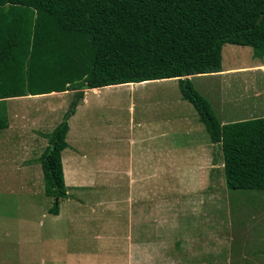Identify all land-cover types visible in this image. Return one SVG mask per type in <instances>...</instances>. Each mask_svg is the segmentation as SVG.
<instances>
[{
  "label": "rangeland",
  "instance_id": "374dc122",
  "mask_svg": "<svg viewBox=\"0 0 264 264\" xmlns=\"http://www.w3.org/2000/svg\"><path fill=\"white\" fill-rule=\"evenodd\" d=\"M221 67L223 71L218 75L188 76L194 88L207 99L219 122L264 116V56L260 59L253 58L249 46L224 44L221 48ZM145 83L134 87H106L98 94L87 90L89 99H92L88 104L91 112H74L68 125L71 121L79 124L82 119L87 120L85 115H89L90 127L94 128V135H97V132L104 134L109 130L121 133L131 123L134 132H138L141 128L144 129L143 126L139 127L144 123L154 129L152 132L155 135L162 133L163 141L166 142L164 147L169 154L158 156L152 150L146 153L140 144L131 150L129 144L111 139L106 143L88 141L83 150L89 154L90 148H93L94 156L104 162L115 158L119 165L127 162L130 156L133 167H137L140 173L143 174L144 164L151 173L156 167L157 157L163 159L162 164H167L175 162L174 154L184 155L191 149L195 141L192 136L195 133L197 145L203 147L206 156L202 163L203 169L190 179L181 176L186 171H180L181 175L178 173L174 177L165 176L161 171H158L159 176L154 174L149 178L144 177L152 189L146 194L133 193L135 198L139 196L142 199V204L133 202L127 209L129 217L125 224H122L126 218L123 208L125 202L120 201L115 205H104L100 202L97 205L98 215L93 216L92 212L89 215L82 214L79 222L62 230L63 238L56 237L52 240L54 248L49 257L34 256L26 247L4 243L1 233L4 229L11 228L0 225V262L4 261V254H7L8 257L5 258H10L11 261L4 264H44V259L51 261V264H72L73 260L76 261L73 264H264V190L226 188L219 144L209 141L194 109L180 97L176 79ZM73 92L74 90L68 89L64 93L0 101V111L4 113L7 128L10 130L8 133L15 132L17 137L26 131L25 134L46 141L43 135L60 121ZM127 106L131 107L130 111ZM28 107L32 108L27 112ZM24 109L26 113L22 116ZM14 110H19L20 113L15 114ZM136 123L139 125L136 126ZM87 128L89 129V125ZM67 135L68 133L65 137ZM157 141L155 143L160 146ZM38 145L35 144V147ZM42 148L43 146L39 152ZM114 148L115 152L112 151ZM1 154L3 156L0 160L4 164L0 165V214L8 212L10 217L20 219L32 213L34 206L26 209L25 206L15 203L12 195L14 192L6 189L13 187L15 190L17 184L29 182L33 177L25 171L24 180L23 175L20 179L14 170L7 169L5 165L12 162L13 155L10 156L7 152ZM37 154L36 152L35 155ZM164 158L167 163H164ZM141 176L144 175L136 177ZM126 178H112L119 180L122 186L119 193L112 192L110 197L116 198L125 193ZM39 181L33 184L41 185L42 189V179ZM158 182L163 187L159 190L153 189ZM91 183L93 184L92 181ZM92 191L93 187L81 192V199L70 196V201L78 202L81 211L82 200L85 206H96L92 200ZM103 198L101 196L100 200ZM66 213L74 214L71 211ZM26 230L21 228L19 234L14 232L13 235L26 238Z\"/></svg>",
  "mask_w": 264,
  "mask_h": 264
},
{
  "label": "trees",
  "instance_id": "16d2710c",
  "mask_svg": "<svg viewBox=\"0 0 264 264\" xmlns=\"http://www.w3.org/2000/svg\"><path fill=\"white\" fill-rule=\"evenodd\" d=\"M224 44L264 56V0H0V101L74 90L38 157L48 212L66 195L60 152L83 90L170 78L219 144L225 187L264 190V116L221 123L188 78L221 71Z\"/></svg>",
  "mask_w": 264,
  "mask_h": 264
},
{
  "label": "crops",
  "instance_id": "0c3cea01",
  "mask_svg": "<svg viewBox=\"0 0 264 264\" xmlns=\"http://www.w3.org/2000/svg\"><path fill=\"white\" fill-rule=\"evenodd\" d=\"M254 58V57H253ZM259 59V58H258ZM221 71H223L221 67ZM219 71L217 73H212L214 75L221 74L222 72ZM149 83L152 81H144L139 83H125V84H115V85H108L103 87H95V88H87L83 90V94L81 99L77 102L74 112L77 114L78 112H81L83 114L91 112L90 101L92 99H89L88 91L94 92L95 94H98L103 89L112 88L113 86H130L134 87L135 85H142L143 83ZM156 82V81H155ZM146 84V83H145ZM66 91V90H65ZM65 91H62L64 93ZM48 94H57V92L47 93V94H38V95H24L19 97H12V98H29V97H38V96H44ZM110 98L114 99L115 96H110ZM10 98H7L5 100H8ZM4 101V100H3ZM88 105V107H86ZM28 107L27 112L29 111ZM81 108V111H79ZM87 108V109H86ZM90 108V110H89ZM193 108V107H192ZM26 109L23 110L22 116H25L24 113H26ZM127 109L130 111L131 107L127 106ZM15 114H19V110L13 111ZM74 112L69 116L68 118V124L70 118L74 115ZM85 112V113H84ZM196 113V112H195ZM17 116V115H16ZM89 115H85L86 119H82L81 123L77 124V121H71L70 125H68L67 130V137H65V140L67 142V147L61 150L60 152V159H61V170L63 175V182L65 186V196L62 198H58V212L56 214H52L48 212V209L51 207V201H53V197L46 196L43 191V183H42V189H40L41 185L39 184H33V182H40L39 180L42 179V173L40 168V163L37 161V158L45 148L47 141L43 140L41 141L39 138H36L35 136H30L26 133V131H23L19 136L16 137L15 132L13 135H9L11 133H8L10 130L7 128L0 129V152H7V154L10 156L13 155L12 162H8L6 165L7 169L14 170L15 175H18L21 179V176L26 171L28 172L33 179H31L29 182L23 181L21 184L16 185V189L14 190L13 187H7L8 192H14L12 195L14 196V202L18 203L22 206H25L27 209L28 207L34 206V210L32 213H29L27 215H24L19 219V217H10V213L8 212H1V220L0 225L4 227H10L11 229H4L2 231L4 243H7L11 246L16 247H26V249L31 251L34 256L38 255H44L45 257H49L50 251L54 248L52 245V240L56 237H62V231L65 229V227H71L73 223L79 222L81 217H83L82 214L89 215L91 213L93 216L98 215L97 208L102 202L104 205H115L118 204V202L122 201L125 202V209L124 215L126 218L122 221V224H125L129 214L127 209L130 208L133 204V202H140L139 204H142V199L135 198V194H143L147 193V191H151L152 187L149 188L148 183L146 182V179L144 177L149 178V176L156 174L158 175V171H161L168 176H173L180 173V171H186L184 175H180L183 177H188L189 179L192 177L194 178V175L200 172L203 169L202 163H204L203 160L206 159L205 152L203 151V147H199L197 145V140L195 137V133H193V141L195 138V141L192 143V148L188 149L186 153L182 156L178 154H174L175 162L169 163L166 161L167 159L164 158L165 162L167 164H162L161 160L162 158L156 159V167L153 168V171L151 173L148 172V168L146 164H144L143 167V174L140 173V170L133 167V164L131 163V157L129 156L128 161L123 163L122 165H119L117 159H111L107 162H104L103 159L98 158L97 156L93 155V148H90L89 154L86 153L85 150H83V147L86 143H89L88 141H94L97 143H106L109 142L108 140L111 139L113 141L122 142L129 144L131 147V150L134 149V147H137V144H140V147L144 149L146 153L149 152V150H152L154 152H157L158 156H166L169 154V151L164 147L166 145V142L163 141V137L161 136L162 133H160L158 136L152 132L151 127L147 126L146 124H140L141 131L134 132V126L132 123L129 125L128 128L121 131V133H115L114 131L109 130L108 133L101 134L97 132V135H94V128L90 127L88 118ZM23 120V119H22ZM86 120V121H85ZM85 121V122H84ZM198 122H200L198 120ZM89 125V129L87 128ZM139 124L136 123V126ZM187 129H189L187 127ZM193 130V128H192ZM154 131V129H153ZM191 131V130H190ZM192 133V131H191ZM98 135H103L102 137H97ZM9 137V138H7ZM70 140H68V139ZM157 138H160L159 141H157ZM8 139V141H7ZM160 142V146H158L155 142ZM44 142V143H43ZM5 143V144H4ZM8 143V146H7ZM4 144V146H2ZM35 144H43V148L40 150V145L35 147ZM113 145V144H112ZM149 145V147H148ZM40 146V147H39ZM197 146L196 148H194ZM85 148V147H84ZM142 150V149H141ZM115 152V148L112 150ZM38 153L35 155V153ZM0 153V157L3 156V154ZM171 156V155H170ZM186 156L190 158H186ZM179 157V159L177 158ZM193 157V158H192ZM36 158V159H35ZM144 162H146L144 160ZM4 164L3 161L0 160V165ZM159 165V166H158ZM142 169V167H141ZM193 172V174L190 175V173ZM187 173V174H186ZM41 175V176H40ZM137 175H144L141 177H136ZM114 176H126L125 179V193L119 194V197L112 198L111 193L114 192L115 194L119 193L121 191V186L119 184V180H113L112 178ZM163 176V175H161ZM91 177V178H90ZM90 178V179H89ZM94 178V179H93ZM22 180H24V175ZM95 180V182H94ZM93 182V184L91 183ZM140 182V183H137ZM195 185L196 183L193 182ZM191 186V184L189 185ZM93 187L92 193L94 196L92 197V200L95 201L96 206H85L84 201L82 200L81 206L84 209L81 211L79 208L78 202H71V198H80L81 199V192H86L87 190L91 189ZM163 187L162 184L156 185L153 189L159 190ZM164 187H167L164 185ZM193 187V186H192ZM170 188V187H169ZM191 188V187H189ZM139 192V193H138ZM135 193V194H133ZM103 196V200H100V197ZM23 199L20 201V199ZM135 198V200H134ZM48 199V200H47ZM65 202V204H64ZM25 203V204H22ZM63 204L65 207V210H63ZM71 211L74 214H68L66 212ZM88 211V212H87ZM83 212V213H82ZM123 215V214H122ZM91 216V215H90ZM91 222H93L91 220ZM81 224L85 225L84 222H81ZM80 225V224H79ZM21 228L26 230V238L24 237H17L16 235H13L14 232L16 234H19L18 231L21 230ZM38 228V229H37ZM52 230L54 232H52ZM66 243H64L65 245ZM5 245V244H4ZM72 250H75L72 248ZM71 250V251H72ZM125 255V254H124ZM7 254H4V261L0 262V264L4 263H10V258ZM48 259V258H47ZM73 263H76V261L73 260ZM72 263V264H73ZM44 264H51V261H48L44 259Z\"/></svg>",
  "mask_w": 264,
  "mask_h": 264
}]
</instances>
